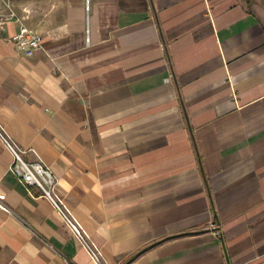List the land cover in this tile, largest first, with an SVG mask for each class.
<instances>
[{
  "label": "crops",
  "instance_id": "0c3cea01",
  "mask_svg": "<svg viewBox=\"0 0 264 264\" xmlns=\"http://www.w3.org/2000/svg\"><path fill=\"white\" fill-rule=\"evenodd\" d=\"M12 7L42 49L0 29V126L102 264H264V0ZM12 161L0 138V264H96Z\"/></svg>",
  "mask_w": 264,
  "mask_h": 264
},
{
  "label": "built area",
  "instance_id": "2783aa9c",
  "mask_svg": "<svg viewBox=\"0 0 264 264\" xmlns=\"http://www.w3.org/2000/svg\"><path fill=\"white\" fill-rule=\"evenodd\" d=\"M13 1L15 0H0V29L14 22L19 23L20 30L11 40L16 45L17 49L26 57H33L42 49V37L25 24V19L30 15V11L25 10L27 17H21L13 9ZM90 1L91 0H85L86 12L88 15L90 12ZM1 9H3V11ZM87 42L89 43V40H87ZM0 138L13 157L10 167L11 172L29 190L32 196H38L50 203L54 211L61 217L65 226L87 249L92 260L96 264H102V255L99 249L92 243L90 237L72 215L65 200L58 192V182L51 169L40 159L36 161H27L25 159V152L19 149L8 137H6L1 126ZM35 190L37 193L34 192ZM5 200L6 197L0 195V209L8 211Z\"/></svg>",
  "mask_w": 264,
  "mask_h": 264
}]
</instances>
